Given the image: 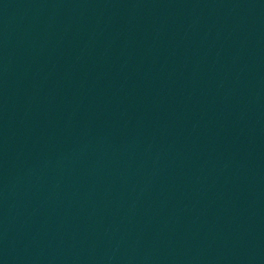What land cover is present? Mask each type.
I'll use <instances>...</instances> for the list:
<instances>
[{"label": "water", "instance_id": "1", "mask_svg": "<svg viewBox=\"0 0 264 264\" xmlns=\"http://www.w3.org/2000/svg\"><path fill=\"white\" fill-rule=\"evenodd\" d=\"M0 264H264V0H0Z\"/></svg>", "mask_w": 264, "mask_h": 264}]
</instances>
